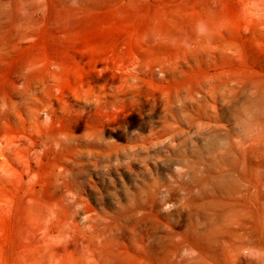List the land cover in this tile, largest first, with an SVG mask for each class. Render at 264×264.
I'll return each instance as SVG.
<instances>
[{"label": "rangeland", "instance_id": "rangeland-1", "mask_svg": "<svg viewBox=\"0 0 264 264\" xmlns=\"http://www.w3.org/2000/svg\"><path fill=\"white\" fill-rule=\"evenodd\" d=\"M0 264H264V0H0Z\"/></svg>", "mask_w": 264, "mask_h": 264}]
</instances>
